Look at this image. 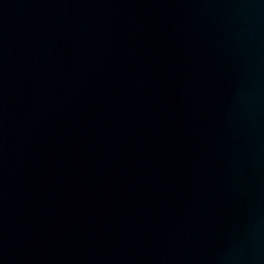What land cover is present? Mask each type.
<instances>
[{
	"label": "water",
	"instance_id": "1",
	"mask_svg": "<svg viewBox=\"0 0 264 264\" xmlns=\"http://www.w3.org/2000/svg\"><path fill=\"white\" fill-rule=\"evenodd\" d=\"M0 264H264V0H0Z\"/></svg>",
	"mask_w": 264,
	"mask_h": 264
}]
</instances>
